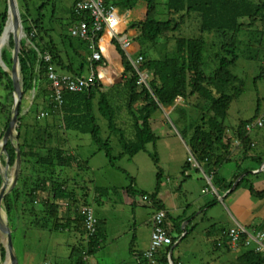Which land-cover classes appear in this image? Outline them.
Masks as SVG:
<instances>
[{"label": "trees", "instance_id": "16d2710c", "mask_svg": "<svg viewBox=\"0 0 264 264\" xmlns=\"http://www.w3.org/2000/svg\"><path fill=\"white\" fill-rule=\"evenodd\" d=\"M32 1L16 0L22 26L18 54L22 101L16 129L21 168L16 187L5 196L1 203L8 227L12 232L13 243L15 234L22 226V221L26 226L42 231L63 230L58 220L59 204L57 203L66 201L70 205L71 201L73 206L76 205L72 188L68 187L72 179L65 174L64 169L74 168L81 171L88 168V161L82 162L78 160V157L68 154L66 137L68 132L89 135L97 151L103 152L110 166L114 167L116 159L122 156L132 158L144 151L147 144L156 142L157 137L150 127L151 118L156 112L172 108V111L178 113V117L185 119L187 111L190 114V110L182 105H188L200 113L197 117L195 116L196 119L189 127L178 131L181 139L185 141L189 155L198 166V168L195 167V171L201 170L210 179L211 186L217 193L229 191L235 180L245 174L233 191L243 186L253 199L264 201V189H255L248 179L249 170L260 169L264 162V150L259 155L249 157L250 151L256 145L249 138L245 126L252 122L240 124L233 139L226 136L227 131L224 125L232 102L242 91V81L230 70L239 59V48L246 43L242 40L245 39L246 31L250 30L255 34L263 32V0H166L163 7L167 15L165 21L155 20L157 0H144L147 4L146 17L143 21L132 25V29L136 32L132 40L138 44L139 48L135 56L131 58L135 60L139 56L142 57V62L137 69L139 72L149 74L147 86L138 84L137 72L125 54L115 45L121 56L123 67L120 74L121 83L105 92L101 91V86L97 83L82 93L65 92L58 109L55 108L52 99L51 86L46 74L47 67L52 65L59 75L78 78L82 77L85 70L89 72L90 67L95 68L99 65V63L89 62L90 52L87 44L70 35L71 27L80 21L89 22L90 19L87 14L77 15L72 7L67 33L59 36L56 42L43 26L42 12L52 3V0L39 5L36 9L37 16L34 18L28 7ZM137 1L120 0L117 3V0H104L106 5L121 6L124 10L132 9ZM5 4V11L0 14V36L8 21L6 0ZM190 21L191 23H188ZM257 22L261 25L254 27ZM194 23L196 24L192 30L194 36H183V26L188 24L190 27L192 24L195 25ZM13 32L14 30L10 32L7 42L9 49L1 52V61L8 68L7 70H10L12 65ZM157 46H160L161 52L156 53L159 58L154 59L149 56V53L156 52ZM211 49H216L213 58ZM45 53L51 58L49 64L43 61ZM248 58L251 59V56ZM212 60L216 68L208 73ZM7 70L0 68V85H3L5 90L7 103L3 108L5 124L0 132V139L8 126L13 105L12 82ZM258 78H264L263 68ZM105 83L109 84L106 78ZM115 87L122 88V91L116 90L117 98L111 92ZM32 93L31 107L23 115V103ZM178 99L183 102L182 105H176ZM122 109L126 110L132 122L133 136L131 138H128L125 131L117 124L118 115ZM39 112H46L48 118L59 117V123L49 124L48 118L36 121L35 116ZM258 115L259 105L256 107L253 121ZM28 116L31 117V122L28 121ZM100 119L106 123L108 134L105 139L101 136L102 129L98 124ZM42 122L45 123L42 124ZM112 137L116 139L121 150L117 157L112 155L113 150L110 145ZM232 140H236L238 144L233 145ZM238 149L242 159L250 158V162L255 167L240 170L238 175L228 181L220 176L218 171L224 163L230 161L232 150ZM5 152L6 155L2 154L4 161L1 164L5 165L8 159L9 168H13L17 157L13 143H6ZM155 163L157 164V160ZM191 166L193 165L190 162H185L182 168L183 176ZM160 178L161 174L158 172L156 185L151 194L134 189L132 180H130L132 187H129L126 192L131 197L135 193H140L141 197L147 196L155 212L161 211L163 205L158 200L161 190ZM1 186L0 177V188ZM112 190L115 191V189ZM95 192L100 197L106 194L107 190L98 188ZM79 219L78 227L80 232L82 231L86 244L74 247L73 255L77 256L75 264H86L84 258L94 255L100 248L98 240L101 222L98 220L95 234L88 238L83 219L81 216ZM167 221L174 226L173 231L177 237H173L172 232L166 228ZM181 222V217L174 219L166 215L164 228L171 237L173 245L159 254V262L167 264V254L175 248L174 245L178 239L183 241L189 234L186 231L185 236L181 238ZM212 230L214 235H219V239L211 242V251H229L225 235L227 230ZM6 257L5 246L0 244V264H3ZM171 260L174 264H178L172 258V254ZM235 263L264 264V256L250 250H242L235 259Z\"/></svg>", "mask_w": 264, "mask_h": 264}, {"label": "rangeland", "instance_id": "374dc122", "mask_svg": "<svg viewBox=\"0 0 264 264\" xmlns=\"http://www.w3.org/2000/svg\"><path fill=\"white\" fill-rule=\"evenodd\" d=\"M46 1L48 0H33L29 4L28 7L33 18L37 16L36 9L39 5ZM74 1L75 0H52V3L47 5L42 12L44 15L43 26L49 31L51 38L55 39L56 42L59 40V36L67 33ZM165 1L166 0H157L158 7L155 16V20L157 21H165L167 19L166 11L163 8ZM5 6V0H0V14L5 11ZM188 23H191V21ZM193 26L195 25L192 24V26L190 25V27H188V25L185 24L182 28L184 31L182 32L183 36H194L192 34ZM262 31L263 32L259 34L250 32V30L246 31L247 33L244 34L245 39H242L246 43L239 48V59L236 65L230 70L232 74L242 81V91L238 98L232 102L227 118L224 121L227 131L226 136L228 138H234L240 124L252 122L251 124L253 125L255 120L262 117L264 113V78H258L261 69H264V25ZM171 45L173 46V43H171ZM4 49H9L8 43H2L0 45V68L2 70H7L8 68L1 63V52ZM168 49H170V47H168ZM160 52L161 48L157 46V51H152L149 53V56L158 59L159 57H157L156 53L158 54ZM215 52L216 49H211L210 53L212 54V58ZM134 56L135 53L131 54V57ZM248 56H251V59H249ZM215 68L216 64L214 60H212L208 73ZM87 73V70H85L84 75H87ZM105 78L106 77H103L104 82ZM121 78L122 76L118 75L113 85L120 84ZM108 85L110 87L113 86L111 83ZM117 89L122 91V88L118 87H115V89L111 91L115 95V98L118 96L116 92ZM5 95L6 93L3 89V85H0V132L5 124L3 111V108L7 105ZM32 100L33 93L23 103V115L31 107ZM123 102H125L124 99ZM182 104L183 102L181 100H177L176 105ZM257 105H259V115L253 121ZM137 107H139V105ZM182 107L190 110V114H188L187 111L185 119L178 117V113L172 111V108L167 110L162 109L156 112L150 121V127L157 137L156 142L147 144L144 151H141L132 158L122 156L116 159V162L114 161V167L110 166L103 152L97 151V147L93 144L89 135H81L75 132L67 133L68 154L78 157V160L82 162L88 161V168L81 170L78 175L74 174L76 172L64 169L65 174L68 176L70 175L69 178L71 177L72 182H74L68 186L69 188L72 186L71 188L75 197L74 204H76L74 206L78 207L83 200L88 197L87 203L91 205L90 207L92 210L105 212L104 217L106 219V226L104 230L107 234H110L109 241L103 245L100 250L96 251L94 255L89 256L90 261L88 264H91L92 261L98 264H121V261L123 262L122 264L127 263V257H122L128 253L127 249L131 242L132 230H134L132 227L133 221L135 220V222L137 221L138 223L140 218L149 217L154 209L150 204L132 207L129 204L130 198L127 196L126 190L132 187L130 181L132 180L134 182V189L148 194L153 193L158 172L161 174L162 191H164V189L169 190L171 194L169 202L175 207L173 209L172 205L165 204L170 217L175 219L180 209L187 207V204L191 208L190 212H196V209L202 203H207L209 201L208 205L212 203L211 205L214 206L209 207V214H214V219L216 220L214 225L217 226H215L214 229H226L232 224V215H237L236 218L242 227L246 228L249 232L252 230L264 232V201L255 200L250 197L245 187L241 186L232 193L233 196H229L220 201L224 193H217L211 186L210 179L208 183L205 178L206 175H203L201 170L195 171L194 169H190L186 171L187 173L184 172L185 177L182 175V168L187 161L189 151L178 131L189 127L200 114L196 109L190 108L188 105H182ZM27 118L28 121L31 122V117L28 116ZM58 118L56 116H50L47 119V123L52 124L56 122L58 124ZM44 123L42 122V124ZM98 124L102 129L101 136L105 139L108 134L106 123L103 119H100ZM117 124L125 131L128 138L133 136L131 127L132 122L125 109L119 112ZM248 136L256 143L255 148L250 151L249 157L262 153L264 150V126L251 129V131L248 132ZM12 143L16 146L15 140H13ZM231 143L235 146L238 144L236 140H232ZM110 145L113 150L112 155L117 157L121 150L114 137L110 139ZM229 159L230 161L224 163L218 171V174L225 179L228 178L231 180L238 175L240 170L246 168L249 170L255 167L253 163L250 162V158L242 159L239 149L232 150ZM155 160H157V164ZM2 161H4L3 158H0V165ZM5 166L6 164H2V175L7 171L9 177H11L15 166L13 168H8V170H5ZM258 170H256L257 172L249 170L250 175L248 179L255 189L263 190L264 170ZM75 175H77V177H75ZM239 178L240 176L238 179ZM238 179H236L235 182H237ZM98 188L107 190L106 194L102 196L104 208L97 205L98 203L96 204L91 198V192ZM112 189H115V193ZM233 198L240 205L237 213L232 210L233 208H231L229 204ZM139 200L141 201V199ZM21 223L22 226L19 232L15 234L13 243L18 264H24V261L27 260L31 262L30 264H42L46 259L55 264L76 263L77 256L73 255V245L78 243H75L73 240L72 234L74 233L35 230L34 227L29 225L26 226L24 221ZM137 227H140V225H137ZM172 236L177 237V234L173 233ZM116 237L117 243L109 248L108 246L111 245L109 243ZM82 240L84 241V239H81L79 242L84 245ZM0 244L5 246V237L3 235L0 236ZM195 245H197V241H192V237L187 235L182 241V244L175 248V256L182 247L184 249L188 247L189 253L195 251ZM50 251L58 253V255L55 253L57 256L56 259L50 256ZM189 253L181 258H183V260H189V257L191 258ZM204 253L205 255L202 257L204 261L214 262V257L217 256L216 252H213L211 256H209L208 252ZM3 264H9L7 257Z\"/></svg>", "mask_w": 264, "mask_h": 264}, {"label": "built area", "instance_id": "2783aa9c", "mask_svg": "<svg viewBox=\"0 0 264 264\" xmlns=\"http://www.w3.org/2000/svg\"><path fill=\"white\" fill-rule=\"evenodd\" d=\"M73 10L77 15L87 14L90 20L89 22L80 21L71 27L70 35L72 38L87 44L88 51L90 52L89 62L99 63V65L95 68L90 67L87 75L78 78L69 75H59L55 72L52 65H48L46 74L51 86L55 108L58 109L62 104V96L65 92L82 93L93 87L96 83L101 86V91L105 89L104 85L109 86L102 81L101 74L99 75L100 71L106 74L103 77H106L109 83H111L110 75L114 79L111 69H107V65L102 63L105 49L104 37H108L111 44L113 43L119 47L125 54L131 66L138 74V84L147 86L148 75L139 72L137 69L138 65L142 62V57L139 56L135 60L131 58V54L133 53L130 52L132 46L130 39L118 31L120 18L117 9L112 5H106L104 0H75ZM50 59L49 54L45 53L43 55V61L46 64H49ZM121 70L123 71V67H121ZM46 118H48L46 112H39L35 116L36 121H43ZM263 126L264 113L262 117L255 120L253 125H246L245 130L250 132L253 128H261ZM187 161L194 167L197 166L191 155L188 156ZM141 201L142 203H148L149 199L147 196H143L141 197ZM78 213L83 219L87 237L93 236L98 224L94 211L91 207L83 206L79 209ZM165 220L166 213L163 210L153 214L149 246L147 251L141 255L140 264H164L158 261V256L162 251L164 252L173 245L171 237L168 236L164 228ZM225 235L227 237V246L232 252L239 253L242 250H250L264 256V232L258 230L249 232L246 228L236 224L229 228ZM170 253L167 254V264H174Z\"/></svg>", "mask_w": 264, "mask_h": 264}, {"label": "crops", "instance_id": "0c3cea01", "mask_svg": "<svg viewBox=\"0 0 264 264\" xmlns=\"http://www.w3.org/2000/svg\"><path fill=\"white\" fill-rule=\"evenodd\" d=\"M119 1L120 0H117V3H119ZM115 8L117 9V13H118V16L120 18V26L118 27V31L120 33H122L123 35H126L127 38L130 39V42L132 45L130 52L136 53L139 46L136 42H134L132 40L136 36V32L132 29V25L137 23V22H141L145 19L147 4L145 3L144 0L143 1L138 0L132 9H128V10L125 9L124 10L121 8V6H116ZM194 20H195V17H194ZM196 21H197V19H196ZM260 25H261L260 22H257L254 27H259ZM195 26H196V24H195ZM182 32H184V31L182 30ZM106 39H107V43H106ZM104 46H105L104 55H103L104 59H103L102 63L107 65V69L108 68L111 69V72H112L114 79L110 75V81L112 83L111 85H113L115 83V81L117 80L118 75H120L122 73L121 56L117 52L115 45L113 43L111 44L110 40L106 37H104ZM100 74H101V78L103 81V76H106V74L103 71H100L99 75ZM82 76H85V75L83 74ZM106 86L107 85H104L105 89L102 90L103 92L109 90L114 85L111 87L110 86L106 87ZM0 141H1V139H0ZM254 144L256 145L255 142H254ZM0 158L2 159L1 148H0ZM195 167L198 168V166H195ZM195 167L191 166L190 169L195 170ZM262 169L264 170V166H261V168L258 171H261ZM70 171L76 172L74 174H77V175L80 172L78 170H75L74 168H72ZM77 175H75V177H77ZM203 175H204V173H203ZM0 177L2 178V164L0 165ZM205 178L209 183V178L207 176H205ZM71 183H74V182L70 181L69 185ZM233 192H235V191L232 190L231 192L224 193L225 196L221 197L220 201H222V199L228 198L229 196H233L232 195ZM114 193H115V191H114ZM91 194H92V196H91L92 201L96 202V204L98 203L97 205H99L101 208H104V201L102 200V196L98 197L95 190L93 192H91ZM126 194L130 198L129 204L132 207H135L137 205H143V204H147V205L150 204V206H151L150 201L148 203H142V201L139 200V199H141L140 193H135L133 195V197H131L130 194H128L127 192H126ZM170 196H171V194H170L169 190L164 189V191H162V187H161L160 193L158 195V200L162 203V205L164 207L163 211H165L166 215H168V216L170 214H169L168 210L166 209L165 204L172 205L169 202ZM73 198L75 199L74 193H73ZM230 198H232V197H230ZM87 200H88V197L86 199H84L83 202L81 203V205H79L78 207L73 206L71 204L72 203L71 201H70V205L66 201H60L57 203V204H59L58 220H59V223L62 224V226L64 228L61 231H64V232H67L70 234H71V232L74 233V234H72L73 240L75 241V243H78V244L73 245L74 247L78 246V245H83L82 243L79 242V240L82 239L83 234H82V231L80 232V229L78 227V221L80 220L79 219L80 215H79L78 211L84 205L91 206L89 203H87ZM208 204H209V201L207 203H202L196 209L197 210L196 212H190L191 208L187 204V207H185L184 209L181 208L180 212L175 216V217H181L182 218V222L180 224V229L182 231L181 238L184 237L186 234V231H188L189 232L188 235H190L192 237V241H197V245H195V251L189 253L188 247L187 248L185 247V249L182 247L178 250V253L176 256H175L174 251H175V248H177L180 244H182L181 239L179 240L178 245H174L175 248L172 249L171 254H172V258L174 260H176L178 264H217V263L218 264H220V263H222V264H236L235 259L237 258L239 253L238 252H232L231 250H229V251L221 250L219 252H216L217 256L214 257L215 258L214 262H206V261H204V258H202L205 255L204 252H206V253L208 252L209 256L212 255L213 251H211V249H212L211 242L213 240L216 241L217 239H219V235L218 236L214 235L213 230H212V229H214L213 226L214 227L217 226V225H214V222L216 221L214 219L215 216H214V214H209V211H210L209 207L213 206V205H211L212 204L211 203L210 206H207ZM229 204L231 205V208H233L232 210L237 213V211L240 207V205L237 203V201L233 198V199H231ZM143 207H145V206H143ZM172 207H173V209L175 208L173 205H172ZM93 211H94V215L97 218V221L99 220V222H101L100 228H99L100 229L99 230L100 236H99V240H98V245L100 247L98 250H100L101 247H103V245H105L109 241L110 234H107V232L104 230V228L106 226V219L104 217L105 212L104 211H95V210H93ZM154 213H156L155 209H154L153 213L151 215H149V217L140 218L138 223H137V221L135 222V220L133 221L132 227L134 228V230H132L131 242L129 244V248L127 249L128 253L122 257V258L127 257V263L126 264H140L139 263L140 258H141L140 256L143 254V252L147 251L148 246H149L150 234L152 231V216ZM236 217H237V215L236 216L232 215V224H230L226 228V230L235 226L236 224L242 226ZM137 225H140V227H137ZM173 227L174 226L172 225L171 222H168V221L166 222V228H168V230L170 232H172V234L174 233ZM35 230H38V229L35 228ZM117 237L111 240L112 243L111 242L109 243V244H111L108 246L109 248L111 246H114L117 243ZM83 239H84V237H83ZM209 241H210V245H209ZM83 243H84L83 246H85V244H86L85 241H83ZM193 245H194V243H193ZM208 246H209V248H208ZM55 253H56L55 251H50V254H51L50 256H52L53 259H56V257H57L56 254L58 255V253H56V254ZM161 253H164V252L162 251ZM188 253L190 254L191 258L189 257V260H183V258H181V257L182 256L184 257ZM84 260H85V263L88 264V262L90 261V257H87V258L85 257ZM30 263L31 262L29 260L24 261V264H30ZM46 263L55 264V263H52L51 261H49L47 259L42 264H46ZM122 263L123 262L121 261V264ZM91 264H98V263L92 261Z\"/></svg>", "mask_w": 264, "mask_h": 264}, {"label": "water", "instance_id": "95a60500", "mask_svg": "<svg viewBox=\"0 0 264 264\" xmlns=\"http://www.w3.org/2000/svg\"><path fill=\"white\" fill-rule=\"evenodd\" d=\"M6 1L8 5L7 14L8 16L10 15L12 16V20L14 23V32L12 34V40H13V50H12V56H11L12 65L8 72L9 77L12 82L13 105H12V111H11V116H10L8 126L6 130L4 131V134L0 141V148L2 150V154L6 155V152H5L6 143L7 142L12 143V141L15 140L16 146L14 147L17 153V157H16V162H15V169H14L12 176L9 177L7 171H5L1 178L2 186L0 188V234L5 237V251H6V256L8 258L9 264H18L17 257H16V254L13 248L12 232L10 231L8 227L6 214L1 208V203H2V200L5 198V196H7L16 187L17 182H18V177L20 174V168H21V159H20V152H19L18 143H17L16 129H17V124H18L19 107L22 101V91H21V85H20V79H19V61H18L20 40L22 37V31H21L22 26H21V21L19 17L16 0H6ZM4 33H5V28L3 29V32L0 36V41L3 38ZM1 63L3 66H5L2 61ZM261 166H264V162ZM8 168H9L8 159H6L5 170H8ZM243 176H245V174L241 175L240 178L237 180V182H235L232 188L227 192H231L235 188L238 181ZM178 243H179V240L176 242L175 245H178ZM170 257H171V253H170Z\"/></svg>", "mask_w": 264, "mask_h": 264}, {"label": "bare ground", "instance_id": "6f19581e", "mask_svg": "<svg viewBox=\"0 0 264 264\" xmlns=\"http://www.w3.org/2000/svg\"><path fill=\"white\" fill-rule=\"evenodd\" d=\"M12 30H14V23L12 20V16L10 15V16H8V21H7V24L5 26V33H4L3 38L0 41V45L2 43L6 44L8 42L9 34Z\"/></svg>", "mask_w": 264, "mask_h": 264}]
</instances>
